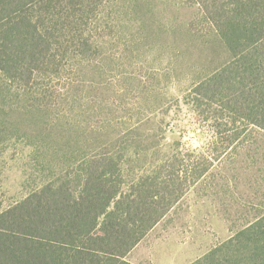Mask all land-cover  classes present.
Listing matches in <instances>:
<instances>
[{
    "label": "rangeland",
    "instance_id": "1",
    "mask_svg": "<svg viewBox=\"0 0 264 264\" xmlns=\"http://www.w3.org/2000/svg\"><path fill=\"white\" fill-rule=\"evenodd\" d=\"M198 15L189 0H107L90 21L96 49L46 81L69 97L48 129L20 109L10 112L0 135L1 208L72 178L111 140L108 148L127 151L137 171L170 152L227 146L127 255L133 264H190L264 213V130L238 122L229 135L215 111L199 114L208 106L200 105L196 86L231 53Z\"/></svg>",
    "mask_w": 264,
    "mask_h": 264
},
{
    "label": "trees",
    "instance_id": "2",
    "mask_svg": "<svg viewBox=\"0 0 264 264\" xmlns=\"http://www.w3.org/2000/svg\"><path fill=\"white\" fill-rule=\"evenodd\" d=\"M106 1L0 0V135L18 109L48 129L69 97L46 81L96 49L90 21ZM189 1L231 53L196 86L208 106L199 114L215 111L229 135L238 122L264 130V0ZM110 143L83 159L72 178L0 206V264H133L127 255L227 149L170 152L137 171L133 157ZM190 264H264V213Z\"/></svg>",
    "mask_w": 264,
    "mask_h": 264
}]
</instances>
